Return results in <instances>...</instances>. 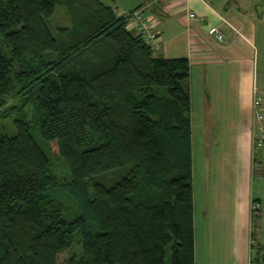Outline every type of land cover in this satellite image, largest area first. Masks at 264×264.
Here are the masks:
<instances>
[{
	"label": "trees",
	"instance_id": "16d2710c",
	"mask_svg": "<svg viewBox=\"0 0 264 264\" xmlns=\"http://www.w3.org/2000/svg\"><path fill=\"white\" fill-rule=\"evenodd\" d=\"M141 7L0 0V264H195L190 61L129 28Z\"/></svg>",
	"mask_w": 264,
	"mask_h": 264
},
{
	"label": "crops",
	"instance_id": "0c3cea01",
	"mask_svg": "<svg viewBox=\"0 0 264 264\" xmlns=\"http://www.w3.org/2000/svg\"><path fill=\"white\" fill-rule=\"evenodd\" d=\"M102 1L121 11L143 5L163 39L155 55L190 61L195 264H264V148L255 158L253 147L264 0Z\"/></svg>",
	"mask_w": 264,
	"mask_h": 264
},
{
	"label": "built area",
	"instance_id": "2783aa9c",
	"mask_svg": "<svg viewBox=\"0 0 264 264\" xmlns=\"http://www.w3.org/2000/svg\"><path fill=\"white\" fill-rule=\"evenodd\" d=\"M190 16L195 17V13H190ZM130 29H135L141 34L143 40L151 46L152 49L158 50L162 46L163 39L157 30L153 21L144 12V8L136 9L131 15L129 23ZM210 33L215 35L219 40H225V34L219 26H213ZM254 109V130H253V147L254 157L264 148V93L256 89L253 98ZM257 171V170H256ZM254 175H257L254 168ZM254 207L259 208L258 203H254ZM255 244V238L252 236V245Z\"/></svg>",
	"mask_w": 264,
	"mask_h": 264
},
{
	"label": "rangeland",
	"instance_id": "374dc122",
	"mask_svg": "<svg viewBox=\"0 0 264 264\" xmlns=\"http://www.w3.org/2000/svg\"><path fill=\"white\" fill-rule=\"evenodd\" d=\"M116 7V6H115ZM118 11H121L119 8H117ZM49 24L51 26V28L55 31L59 26H67L69 25V17H68V13H67V9L65 7L62 6H58L56 8L55 13L53 14V16L49 19ZM16 96L10 97L8 99L7 104L5 105V107L3 108V110H1V114L5 113L6 114L9 112L10 108H12V106H15L18 104V98H15ZM8 111V112H7ZM11 111V110H10ZM33 116V115H32ZM1 122L6 126V128L10 131L9 133H15V129L13 128V124L12 121H10V118L16 117L15 113H9L8 116L3 118V115L1 116ZM33 134L35 135V138L37 139V141L40 144H43L42 141V137L40 135L39 132V127L38 126H34L33 128ZM48 150V148H46ZM257 168V167H256ZM59 195V194H58ZM60 196V195H59ZM60 197H64V196H60ZM67 199V198H65ZM66 203L69 207L72 208L73 210V215L75 216L76 213V208L78 206V203L74 200H66ZM69 251H66L62 254H60L58 256V261H62L64 260L67 255H68Z\"/></svg>",
	"mask_w": 264,
	"mask_h": 264
},
{
	"label": "bare ground",
	"instance_id": "6f19581e",
	"mask_svg": "<svg viewBox=\"0 0 264 264\" xmlns=\"http://www.w3.org/2000/svg\"><path fill=\"white\" fill-rule=\"evenodd\" d=\"M144 8V7H143ZM144 12H145V10H144Z\"/></svg>",
	"mask_w": 264,
	"mask_h": 264
}]
</instances>
